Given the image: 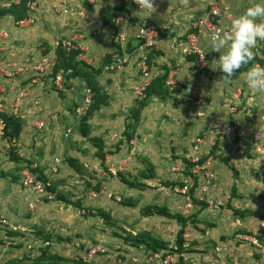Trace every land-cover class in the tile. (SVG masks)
<instances>
[{
    "label": "crops",
    "instance_id": "crops-1",
    "mask_svg": "<svg viewBox=\"0 0 264 264\" xmlns=\"http://www.w3.org/2000/svg\"><path fill=\"white\" fill-rule=\"evenodd\" d=\"M212 1L213 0H153V3L158 2L162 4V2H165L167 5L165 4L164 6V12L162 7L158 5L154 9L159 10V12H152L150 15L148 14V17H150V19H155L157 23L164 25L161 26L157 24L159 27L167 26V28H169L171 23H175L174 20L176 19L173 17L179 18V16L184 13L183 10L190 9V11H193L196 14L195 16H203L206 11H208V7ZM256 2L257 0H224L222 4L223 12L230 14L232 18H234L235 16L243 13L247 7ZM50 6L54 7V9L57 7L58 11H61L62 8L57 0L56 2L50 0ZM76 7V9L81 8L79 6ZM173 11H176V13H172ZM72 13L79 16L77 12ZM92 14L94 19V12H92ZM35 18H37L36 15L32 16L33 21ZM95 21L93 20V24ZM80 22H85V25H91L88 20H82ZM43 23L47 22L44 21L40 24L41 26L39 25L37 27H40V32H29L30 38H26L25 40H5L3 37L6 36L0 32V65L2 64L0 66V76L3 77L2 80H0V86L3 88V91L0 93V105L5 108L7 113H10L12 111V107L14 106L13 103H16L17 99L19 100L17 102L18 114L20 116L19 119L22 122V129L19 138L22 140H27L30 137V144H41L42 133L34 137H32V134L30 133L32 131L37 133V131L47 129L49 121L52 120V123L54 124L52 129L54 128L53 130L55 133L51 132L50 128V131L47 133L48 137H46V139L49 140L53 150L57 149L58 147V151H65L66 141L64 140L67 139L68 134H64V123L67 122L68 116L71 117V114H74V111L70 114L68 110L69 107L66 106L65 102H56L57 99L54 97V94H52L55 91L44 90L42 83L40 84L37 81V78H30V71H33L32 73H36V71L32 70L31 66L33 63L35 64V62L39 60L41 55L37 59H34L33 62L26 60L30 58L32 53L35 51L34 45H36V42L41 37H45L47 39L52 38L51 35L53 30L51 32L45 30ZM221 23L224 26L228 24V21L226 19H222ZM5 24L9 25L1 18L0 27L6 26ZM89 27L93 28V25ZM115 27L116 31L114 32V35L112 34L113 29L108 27V25H102L101 29H98L97 31H91L93 34H99V37H101L100 35L105 34L107 36L109 35L113 37L120 33L125 34L126 44L127 42L133 41L135 43L134 46L136 47V28L130 25L128 18H121V20L116 21ZM189 28L190 26L186 27L185 29L183 26H180L179 30L177 31L170 29L167 31V33L162 32L164 40L158 44L157 48L150 49L154 52V55H152L154 59H152L151 55H147L148 59H151L150 61H152V66L159 71V74H161L160 68H167V79L170 78L181 86L192 87L197 94V98L200 100L198 105L193 106L189 101H187L185 94L181 93L179 90L177 92L170 91L168 90L169 88L167 89L168 94L174 95V97L170 96V98H168L166 96L164 100H160L157 98V96H151L149 98L150 101L142 110L141 121L137 128V135H140L138 137L139 141L137 142V146L130 145L129 152L128 150H125L123 146H121V149L111 152L113 150L112 145L115 143L114 138H116L114 136H118L120 134V130H117L118 124L122 123L120 118L112 119V117H108L110 115H107L103 108L98 112H95L92 117L90 115L91 119L89 120V124L91 127V136H99L105 139L104 150L108 151L105 153L106 155L104 160L106 170L108 172H110V170H114L115 172L118 171L119 174L124 176L127 168H130L129 170L136 169L138 174L136 177H134L135 179H133L135 180V184H139L137 187H131L130 185L125 184L122 179L120 180L116 178L113 174V176H102L106 181H103L101 191L96 193H103L102 195H99L97 199L105 198L104 202L106 203V207L103 209L108 213L111 210L112 218H114L117 224L122 227V230H125V235L127 233L135 235L142 231H149L151 234H155L162 240L168 242L169 240L167 239V235L170 234V231H172L173 234L175 228H179L177 226V221L175 219L167 218L157 214L142 215L141 209L148 205H157L166 206L171 213L178 211L180 212L179 207L184 203V197L178 192V189L181 186L178 188L177 186L174 187L175 191L177 192V194H174L170 189L167 188L166 190V187L163 185L157 187V181L154 180L153 177L151 178L146 176L145 165L151 163L155 170L157 169L158 172H161L163 170H167L168 165L171 164L168 162L170 157H168L167 160V149L166 153L162 152L159 146L154 143H150L149 140L151 137H153V135L160 131L159 136H161L162 139L167 140L169 144L172 143V145H174H169L170 148L173 147L175 151H179L181 149L179 152L181 153L182 148L186 147L188 151L186 154H191L194 153L193 146L196 144L195 138L197 136L205 137L203 140L204 143L199 144L195 152L200 158L203 157L205 162L207 161L206 164L214 173V178L209 185L208 190L202 193L201 184H204L203 175L202 172H196L195 176H197V181L195 186V196L197 198L205 196L204 200L207 201L209 205L204 209H201L199 205H194L192 210L193 213H195L196 219L201 220L205 216L215 213L214 215L212 214L211 217L212 219L216 220L217 225L220 226V223H222L223 232L222 234L215 236L217 230L205 227L204 223H196V225H198L197 227H199V230L198 228L196 229L195 227H192L190 224L187 225L186 230L189 231L190 235L185 241L186 252L184 253H199V255L208 254L211 250V248L208 247V245H211L209 241L214 238V241L216 242V248L212 251L215 253H218L219 251L220 253L222 252L224 260L229 258L234 264H241L245 255L244 253L241 255V248L245 244L241 243L239 245H235L234 247L231 246L229 249H227V246L231 245V241L228 240L225 235L229 233L234 234L237 231H240L241 233L244 231H251L255 234L264 233V227L261 225L264 223V209L262 208L264 207V193L260 192L264 191V152H258L254 142L252 141V134L255 131L264 133V122H262L259 118L260 106L264 104V94H260L255 90H250L245 83L247 70L252 66H256V63H254L252 66H249L247 69L239 70L237 73H235L231 82L225 83L221 81L222 73L215 69L218 64L216 59H218L219 54L214 51H208L209 45L207 44V40L210 37L209 31L202 29L198 30V45L204 52V58L201 60L196 59L195 56H183L178 52L177 49L171 47V42L177 39L185 38V33H187ZM86 34L87 32H85L84 35ZM76 35L78 36V34ZM79 36V38H76L77 40H75V42L79 44V50L84 51L88 56V60L86 59L87 64H99L103 56L106 54H112L114 52L113 46L109 47L107 50L100 49L98 46H96L95 43L98 41V39L95 37H92L88 40L84 39L80 42L79 40L83 39V36L81 33ZM118 44L123 45L121 43ZM135 53L136 55L133 57V60H131L130 57V59L126 62L128 66L117 70L119 72L114 71V76L110 77L112 81L108 82L109 86L107 87L112 89L111 94H117L112 103V108H114L116 111H118V108L125 105L124 100H126V98H132L130 94L126 96V91H123L124 86L122 85V81L124 80V77L128 76L130 78V83L126 88L131 87L133 93H135L134 86L141 80L139 65L136 62L139 52L135 51ZM83 54L84 53H82V55ZM53 55H55V52ZM82 55L78 58L84 59L86 55L84 54L83 57ZM255 55L256 53L253 49V56ZM10 59H15V62L4 63ZM2 69L10 72L11 75H6L4 72H2ZM24 81L25 85H23ZM73 82H78V84L81 83L79 82L78 78L74 79ZM14 88L16 90H14ZM83 88L84 86H82L81 90L79 91L82 99L84 90ZM173 100L177 102L176 105L173 104ZM164 106H168V110H166V126H163L159 110V108H164ZM197 111L201 112V115H197ZM101 114H103V116H101ZM35 120H42L45 123V127L41 130L33 128L32 122ZM213 122H219L223 125H234L236 128L244 130L247 135L240 138L221 134H210V124ZM152 126L153 129L151 128ZM65 130L69 132L70 128H66ZM62 132L63 135L61 134ZM190 138L191 145H188V140ZM133 143L134 140H131L130 144ZM259 144L263 145L264 151V138L259 142ZM70 147L73 148L71 154L79 158L83 162L84 167H88V169L87 167L86 169L89 170V174L93 172L92 170H95L98 172V174L93 173V175L101 177L99 174V172L102 171L100 168L102 167L101 163L100 161H97V159H90L88 148L82 146V148L79 149L78 144L72 143L70 144ZM168 150L171 151V149ZM219 154L226 156L227 160L229 157L230 166H227L223 162L217 160V155ZM48 161L51 166H54L56 158H49ZM237 163H239V165H237L238 168L235 169L245 173L239 175V177L243 179L244 177L247 178L246 189L249 191H251L250 189H257L258 191L256 193H260V195H262L261 198L259 197L260 201L258 202L260 203V207L258 208V211L256 212L254 209V212H251L250 214H254L255 212L258 213L259 210L262 212L251 215L250 217H243L242 219H240L239 216H230L229 211H227L228 209L222 211L224 215L217 214L221 213V206L213 207V205L215 206L218 202H221L222 204V200H229L230 196L228 195L229 191H227V187L230 188L229 185L231 186L235 182V178H232L229 181V168L231 170V168L235 167ZM31 166L37 167L35 163L31 164ZM181 166L182 161L177 160L169 166L167 171L169 172L173 171V169H182ZM45 171L47 172L48 170ZM251 171L261 172L260 177H253L254 172L251 173ZM174 173H177L175 174V177L178 176L183 184H194V180L189 176L186 177L182 172ZM74 175L76 176V173H74ZM74 180H76V178L72 177L73 182H75ZM67 181H70V179ZM243 182L246 183L245 181ZM28 191L31 194L30 199H28L29 204L32 203L31 199L38 200V197H43L33 191ZM240 191L242 190L240 189ZM93 193L94 192L89 193L90 195L88 196V199H92ZM113 194L118 195L113 196ZM114 197H116V201H118V199L121 197L135 199V206L130 207L123 206L121 204L119 205L116 201L111 200ZM213 198H215V200ZM43 199L45 198L43 197ZM230 202L233 203V200H230ZM7 218L17 224V221L14 220V217ZM191 229L192 231H190ZM200 229L204 230L201 231ZM121 235L125 236L123 234ZM235 235H238V232ZM116 238V245L118 247L121 246V249L123 250L122 258H126L124 262L129 261V264H134V262L130 263V259L127 258L129 254L135 255L138 253L139 256H143L144 253L148 254V252L145 250V247H136L121 238L123 240L122 241L120 237ZM192 240H194V242L190 244Z\"/></svg>",
    "mask_w": 264,
    "mask_h": 264
},
{
    "label": "rangeland",
    "instance_id": "rangeland-1",
    "mask_svg": "<svg viewBox=\"0 0 264 264\" xmlns=\"http://www.w3.org/2000/svg\"><path fill=\"white\" fill-rule=\"evenodd\" d=\"M11 1L16 2V0H10L2 2L0 3V5L6 7ZM33 1L36 4V9L33 11L31 16H37L34 21L30 23H18L12 18V16L5 15L2 17V19L5 20L9 25L5 24L6 26H2L3 28L0 27V29L3 31L2 32L0 30V32L6 36L3 37L5 38V40H25L26 38H30L29 32L39 31L40 27H37L42 22H47L43 23V25L45 26V30H47L48 32H51L53 30V33L51 35L52 38L47 39L45 37H41L36 42V45H34L35 51L32 53L30 58L26 59L29 62H33L34 59H37L40 55L41 56L39 60L42 56H52L53 53L56 51V47L54 45L55 41H65L69 40V38L71 37V39H76L80 37V33L83 36V39L79 40L80 42L84 39L88 40L92 37H95L96 39H98V41H96L95 43L96 46H98L100 49L105 50L113 46L114 52L112 54H106L105 56H103L99 64L91 65L87 64L86 62V59L88 60V56L86 55V53L84 51H79L77 58L80 57L82 53L86 55L84 59H78L80 61L83 60L85 62L84 64H86V67L81 66L80 63H78V66H81L83 67V69L86 70L87 77L90 80H88L87 77H71L63 72L61 73L62 75L60 79V86H57V84L55 83V76L57 72H59L58 69L63 70L60 66H58V68L56 65H52L48 68V70L44 72L36 71V73H32L33 71H30L31 79L37 78V81L40 84L42 83V87H44V90L55 91L52 94H54V97L57 99L56 102H65L66 106L69 107H67L69 113L71 114L74 111V114H71V117L68 116L67 122L64 123V134H68L67 139L64 140L66 141L65 151H58V147L57 149L53 150V147H51L49 140L46 139V137H48L47 133L50 131V128L51 132H54V128L52 129V127H54L52 120L49 121L47 129L37 131V133L31 130L32 132L30 134H32V137L42 133L41 140L43 143L41 142V144H30V137L27 140H22L21 138H18V141L11 144L9 149L0 150V217H14V220H16L17 224L19 225L18 228H25L24 230L27 231L28 237L36 236V233L40 232H43L40 233L41 235H49L48 239L50 242H52V244L46 249L47 253L52 254L54 256L59 255L63 258L62 260L64 261V264H122V262H124L126 258L121 259L123 256V250L121 249V246L118 247L116 245V237H120V239H123L120 234L125 235L126 232L125 230H122V227L117 224L114 218H112L111 210L109 212V216H111V219L115 221L114 225H112L109 220H105V218L101 217V215L98 213V210H104V207H106V203L104 202L105 198L97 199L98 196L102 195L103 193L96 194L101 191L103 181H106L102 176L113 175L106 170V165L104 163L106 155L105 153L107 151L104 150L105 139L99 136H91V127L89 124V120L95 112H98L102 108L104 109V112L107 113V115H110L108 117H112V119L120 118V120H122V123L118 124L117 127V130H120V134L118 136H114L116 138H114L115 143L114 145H112L113 150L111 152L121 149V146H123L125 150H128L129 152L130 145L137 146V142L139 141L138 137L140 135H137V128L141 121L142 110L150 101L149 98L151 96L149 97L148 95H146L144 91L143 94L136 95L135 93H133L131 87L126 88L130 83V78L126 76L122 81V85L124 86L123 91H126V96L130 94L132 98H126V100H124L125 105L123 107L118 108V111L112 108L113 99L116 98L117 94H111L112 89L110 87H107L109 86L108 82L112 81L110 77L114 76V71L120 70L122 67L128 66L126 62L130 59V57L131 60H133V57L136 55L134 46L135 43L133 41H130L127 42V44L124 43L123 45H119V41L115 36L113 37L108 35V37L105 34L100 35L101 37H99V34H93L91 30L97 31L98 29L102 28V25H107L109 21H114V23H116V16H121L123 19L128 18V22L130 23V25H132L136 29L139 24L146 22L155 24L159 28V30H162L163 32L167 33V31L170 29L176 31L179 30L180 26H183L184 29L186 27H189L191 24L190 22H193L197 16H195L196 14L193 11H190V9L183 10L184 13H182L179 18L173 17L176 19L174 20L175 23H171L169 25V28H167V26L159 27L157 25L159 23H157L155 19H150V17H148L149 12L138 8L140 6L134 3L133 0H57V2L60 6H62V8L64 7V4L72 6L73 10L77 8L76 6L83 8L85 14L84 17H79L74 13L65 15L62 13V11H58L57 7L56 9H54V7H51L50 0ZM51 1L56 2V0ZM165 4L167 5V3L165 2H162V4L157 2L153 3V7L155 8L159 5L162 7L164 12ZM92 12H94L95 14L94 19L92 16ZM154 12H159V10L154 9L153 13ZM172 13H176V11H173ZM82 20H88L91 25H93V28L89 27L91 25H85V22H80ZM93 20H96L94 24ZM85 32H87L86 35H84ZM76 34H78L79 37ZM147 54L151 55L152 57V55H154V52L152 50H148ZM121 56L127 57L128 60L121 64H117L116 58H120ZM152 59H154V57H152ZM75 60L77 61V59ZM150 60L151 59H149L148 64L152 66V61ZM8 62H15V59L7 60L4 63ZM160 70L161 74L167 75V68H160ZM0 77V80H2L3 77ZM77 78L79 82H81L80 84H78V82H73V80ZM88 82L98 88L97 94L99 98H97L95 103L97 105L95 106L96 109L92 110L90 113L91 117L88 116L84 120L83 115L85 114V112L77 115L76 108L82 105L83 100L80 96L79 91L81 90L82 86H84V88L86 86H89L87 85L89 84ZM23 85H25V81ZM166 87L168 89V86ZM14 90L16 89L14 88ZM170 96L174 97V95L167 94L168 98H170ZM157 98H159L160 100L165 99V97L160 98L158 96ZM18 101L19 100L17 99L16 103ZM172 102L174 105H176L177 103L175 100H173ZM14 104L15 103H13V105ZM159 110L163 126H166V110H168V106H164V108H159ZM196 114L201 115V112L197 111ZM101 116H103V114H101ZM66 128H70L69 132L65 130ZM151 128L153 129V126ZM83 129L85 130V135H83L84 133H82ZM159 132L160 131H158L157 134L153 135L149 142L159 146L162 152L166 153L167 149V160L168 157H170L168 162H170L171 164H173L177 160H181L182 169H173V171L168 172L167 170L169 169V166L171 165L170 164L168 165L167 170L158 172V170H155L154 166L150 163L148 165H145V174L147 177H153L154 180L157 181V187L163 185L166 187V190L168 188L174 194H177L174 187L177 186L178 188L180 186V183L182 182L178 176L175 177V174L177 173L174 172H182L186 177L189 176L191 179H193L195 183L197 181V176H195L196 173L192 172L191 162L185 157V154L188 152L186 147L182 148L181 153H179L181 149L179 151H175L173 147H169V145H174H172V143L169 144L167 140L162 139L161 136H159ZM61 134L63 135V132ZM131 140H134L133 144H130ZM190 141L191 138L188 140V145L191 143ZM71 143L78 144L79 149L82 148V146H85L86 148H88L90 159H97V161H100L102 166L100 168L102 171H100L99 174L101 175V177L93 175V173L98 174V172L95 170H92L93 172L89 174L90 172L89 170H87L88 167H84L83 162L79 158L71 154L73 149L72 147H70ZM168 149H171V151ZM99 152L103 153L104 156L102 158L100 155H98ZM11 153H15L18 158H20V160L13 161ZM49 158H56L58 160L55 162L54 165L56 172L51 170L52 166L48 161ZM226 158V156H223L221 154L217 155V160L223 162L227 166H230L229 157L228 160ZM34 163L37 166L36 173L45 176V178H47L51 182L50 188L53 192V195L51 198L45 197V199H43V197H38V200L31 199L32 203L29 204L28 199H30L31 194L28 189L22 186L20 179L22 177V172L26 170L28 165ZM237 165H239V163H237L235 167L231 168V170L229 168V181L232 178H235V182L232 184L233 186L229 185L230 188L227 187V191H229L228 195L230 196V198L227 201L222 200L223 203L220 207L222 208L221 213L217 214L224 215L222 211L228 209L227 211H229L230 216L233 215L238 217L235 211L240 210L243 211V216L240 217V219H242L243 217H250L251 215L259 214L262 212L261 210H259V212L256 213L258 211V208L260 207V203L258 202L260 201L259 197L261 198L262 195H260V193H256L258 191L257 189H250L251 191L246 189L247 178L244 177L243 179L239 177V175L245 173L235 169L238 168ZM43 169L48 171L46 172ZM129 169H126V173H124V176H122L118 173V171H116L115 177L120 180L122 179L125 184H128L131 187H137L139 184H135L134 180V177H136V175L138 174L137 170ZM253 172V177H260L261 172L251 171V173ZM74 173H76V176L74 175ZM72 177L76 178V180H74L75 182L72 181ZM68 179H70V181H67ZM243 181H245L246 183H244ZM240 189L242 191H240ZM90 192H94L92 199H88ZM260 192L264 193V191ZM56 194L63 196L65 200L67 199L68 201L58 200L56 198ZM115 195L118 194H113V196ZM213 199L215 200V198ZM111 200L116 201L117 199L116 197H114ZM230 200H233V203L230 202ZM75 201H80L82 205L80 207L75 206ZM116 202L119 205L121 204L123 206L133 207L135 206L136 200L121 197ZM262 208L264 209V207ZM143 209L144 208L141 209V212L143 211ZM254 209L256 210V212L254 214H249V211L252 210V212H254ZM88 210H90V213L88 212ZM91 210H95V213L94 211L92 213ZM212 214L214 215L215 213ZM212 214L205 216L202 220L193 218V220H191L192 222H190V225H192V227H195L196 229L198 228L199 230V227H197L198 225H196V223H204L205 227L217 230L215 236H218L223 232V225L222 223H220V226L217 225L216 220L212 219L211 217ZM191 216L192 214L188 218H190ZM7 217L5 218L8 219ZM107 219H109V217ZM177 226L179 227L178 224ZM176 228L173 234L172 231H170V234L167 235V239L169 240V246H173L175 244V235L177 233V230L179 229ZM200 230L203 231L204 229ZM4 231L7 230L0 227V261H6L8 259L13 258L17 261L20 260V262L17 264H30L33 259L37 258L39 252H36L34 249L29 250L26 248V246H23V242H20L18 240V236H15L16 244H9V241L5 236L6 233ZM190 231H192V229ZM237 232L238 235H235ZM237 232H235L234 234L229 233L225 235V237L231 241V245L227 246V249H229L231 246L234 247L235 245H239L241 243L245 244L241 248V255L243 253L245 254L241 264H264V243L261 245L258 243L260 246L252 244V242H250L249 240L250 238H253V235L256 234L251 231H246L251 232V235L241 233L240 231ZM21 236L23 240L26 239V236L24 234H22ZM245 237L246 239H244ZM193 242L194 240H192L190 244ZM209 242L211 245H208V247H210L211 250L208 254H201L205 257H202L201 255H199V253L187 254V252L184 253L182 257H180V260L175 259V261L171 262L170 264H234L229 258H226L224 260L222 252L220 253L219 251L218 253H215L214 251H212L216 248V242L214 241V238ZM26 244L28 245V241L25 242V245ZM92 247H96L97 250L101 248L105 251L104 253H100V251L98 253L91 254V256H88L87 252L89 248ZM144 254L143 256H139L138 253L135 255L129 254L127 258H136V260L138 258L137 261L130 260V263L134 262V264H161L162 257L159 259L152 260L150 262V257L148 256L149 254ZM184 256L186 257L185 260ZM124 264H129V261H125Z\"/></svg>",
    "mask_w": 264,
    "mask_h": 264
},
{
    "label": "built area",
    "instance_id": "built-area-1",
    "mask_svg": "<svg viewBox=\"0 0 264 264\" xmlns=\"http://www.w3.org/2000/svg\"><path fill=\"white\" fill-rule=\"evenodd\" d=\"M18 0H16L17 2ZM223 2L224 0H213L210 6L208 7V11L203 16L197 17L193 22L190 24V28L185 33L184 39H177L173 42H171V47L178 50V52L183 56H195L196 59L201 60L204 58V52L198 45V30L202 29L205 31H209L210 36L214 32H216L217 29L227 30L228 26L230 24V21L232 19V16L230 14H227L223 12ZM9 5V4H8ZM64 7L61 8V11L63 14H70L72 12H77V14L80 17H83L84 9H75L73 10L72 6H68V4H64ZM26 8L28 12V16L25 17L22 20L17 21L18 23L22 22H32V13L36 9V4L33 0H28L26 3ZM121 16L116 17V21L121 20ZM226 19L228 21V24L222 25L221 20ZM162 30H159V28L153 24V23H142L139 25L136 29L135 38L137 40V45L135 47V51L139 52V55L137 57V64L139 65L140 70V78L141 80L134 86V92L136 95L143 94V91L145 88L150 84L151 80L153 78H156L159 75V71L156 70L153 66L148 64V50L152 48H157L158 44L164 40ZM112 34L114 35V31L112 30ZM115 37L118 39L119 43L124 44L126 43V35L125 34H118ZM77 39H69V40H61V42H56L54 45L57 48L58 46L63 47L65 50H76L80 49L79 44L75 42ZM264 46V41H257V44L254 48V52L256 55H259L261 59L264 60V54L261 53V48ZM127 57L121 56L120 58H116L117 64H121L125 61H127ZM55 64V55L52 56H42L39 61H37L33 66H31L32 70L34 71H40L44 72L48 70V68ZM256 67H259L261 69L262 66H260L259 63H256ZM20 70V68H19ZM2 72H4L6 75L10 76L11 73L7 72L2 69ZM61 73H63L62 70H59L55 76V83L57 86H60V79H61ZM166 86H168L170 91H180L181 93L185 94V97L187 101H189L192 105H198L200 103V100L197 98V94L195 90L190 86H181L176 81L172 79L165 80ZM3 91V88L0 86V93ZM92 99V90L89 86H86L83 90V100L82 105L78 108H76L77 115L83 112H86L88 109ZM0 111H4V107L0 105ZM12 113L18 115V104L15 103L12 107ZM259 118L262 122H264V104L260 106V112H259ZM32 126L35 129L41 130L45 127V123L42 120H35L32 122ZM210 134L214 135H226L231 137H244L247 135V133L242 130L238 129L235 126L231 124L223 125L219 122H213L210 124ZM3 135V122L0 120V137ZM264 138V133L260 131H255L252 134V141L255 144L256 150L260 153H263V145L259 144V142ZM205 137L197 136L195 138V145L193 146L194 153L186 154V158L192 163V172H202L203 175V182L204 184H201V191L202 193L206 192L209 188V185L211 184L214 173L209 169L208 165L202 160L201 162L200 157L196 154L195 150H197L198 145L204 143L203 140ZM10 143L3 139L0 145L1 150L9 149ZM56 161H58L56 159ZM52 171H55V168H52ZM110 173L115 175L116 172L114 170H110ZM22 186L24 188L35 192L36 194L46 196L48 198L52 197V194L48 191L49 186L51 185L48 180H42L37 177V175H34L29 170H25L22 172V179H21ZM191 184L184 183L183 186H181L178 189V192L183 195L184 197V203L179 207L180 212L184 216H188L192 209H193V202H192V196L189 193V188L191 187ZM200 200L204 199V196L199 197ZM221 204V202H218L214 207H218ZM93 212V211H92ZM264 227V223L261 224ZM0 227L4 228L5 230H13L18 232L20 234L18 236V240H23L22 234L26 236V239L24 242L28 241V245L26 244V247L28 249H31L32 246H47L50 244V241L48 240H40L36 238L35 236L28 237L27 231L23 229L18 228L19 225L13 223L12 221L6 219L5 217H0ZM6 232V231H4ZM184 238L187 239V237L190 235L188 230H185L184 232ZM6 238H8L7 235H5ZM12 238V237H9ZM14 238V237H13ZM246 239V237L244 238ZM250 240L257 244V241L254 238H250ZM10 242V241H9ZM98 251L104 252V249H98L96 247L89 248L87 255L91 256V254H95ZM183 255V254H182ZM153 257H159L158 253H154ZM178 258V255H167L161 260V264H170L171 262L175 261V259ZM130 259V258H129ZM186 257L184 256V260ZM132 261H137L136 258L130 259ZM124 264V262H122Z\"/></svg>",
    "mask_w": 264,
    "mask_h": 264
},
{
    "label": "trees",
    "instance_id": "trees-1",
    "mask_svg": "<svg viewBox=\"0 0 264 264\" xmlns=\"http://www.w3.org/2000/svg\"><path fill=\"white\" fill-rule=\"evenodd\" d=\"M6 1H10V0H0V3L6 2ZM27 1L28 0H18L17 2L11 1L9 3V5L6 7L0 5V19L5 15L12 16V18L15 21H19V20H22L25 17H27L28 16V12H27V8H26ZM107 25L109 27H111L114 32L116 31L114 21H109V23ZM79 51H80L79 49L67 51L63 47L58 46L56 48V51H55V64H54V66L55 65L57 67L60 66L63 69L62 71L71 77L80 76V77L86 78L87 72L85 69H83V67H81V66L86 67V64H84L85 62L83 60L80 61V60H78L79 58H77ZM261 53L264 54V46L261 48ZM75 59H77V61ZM78 63H80L81 66H78ZM254 63H259L260 66H262V68H264V60L261 59V57H259V55H255V56H253L252 61H250V63L248 65H243L240 70L247 69L249 66H252ZM58 70H60V69H58ZM165 79H166V74H159L156 78H153L151 80L150 84L145 88V90H144L145 94L148 95L149 97L150 96H158L160 98L166 97L168 92H167V87L165 86L166 85ZM88 80H90V79L88 78ZM87 85H89V87L92 90V99H91V103H90V105L91 104L92 105L91 106L89 105L90 108L88 107L85 114L83 115L84 120L88 116H90V113L92 110L96 109L95 106H97V105L95 103H96L97 98H99V96L97 94L98 88L95 87L91 83H89ZM173 91H175V90H173ZM19 118H20L19 114L18 115L13 114L12 111L10 113H7L5 108H4V111H0V120L3 122V135L0 137V142H2L3 139H6L11 145L14 142L18 141V138H19V135H20V132L22 129V122ZM82 133H84L83 135H85L84 129L82 130ZM0 145H1V143H0ZM100 150H101V148H100ZM11 154H12L13 161H19L20 160V158H18V156L15 153H11ZM98 155H100L101 158L104 156L102 152H99ZM202 160H203V157L200 158L199 161L201 162ZM53 167L54 166L51 167V170ZM26 170H29L30 172H32L34 175H37V177L42 179V180H48L47 178H45V176L39 175L36 173L37 172L36 167H32L31 165H28ZM54 172H56V170ZM21 179H22V177H21ZM21 179H20V182H21ZM50 184H51V182H50ZM183 185H184L183 183H180V186H183ZM195 186H196V183L194 182V184H192L191 187L189 188V193L192 196L193 206L199 205L201 207V209H204L209 204L207 202H205L204 200H200L199 198H197L195 196ZM50 187H51V185L49 186L48 191L53 195V192H52ZM56 198L58 200H61V201L65 200V198L59 194H56ZM65 201H68V200L66 199ZM74 204H75V206H78V207H80L82 205L80 203V201L79 202L75 201ZM221 205L222 204H220V206ZM145 207H144L143 211L141 212L142 215L157 214L160 216H165L167 218L175 219L177 221V223L179 225V229L177 230V233L175 235V244L173 246H169L168 242L162 240L161 238H159L155 234H151L149 231H142V232H139L135 235L127 233L125 236H122L120 234V236H122L125 241H127L129 244H131L133 246L145 247V250L149 254L148 256L150 257V259H149L150 262L152 260L159 259L161 257L163 259L165 256L171 255V254H173V255L177 254L178 255L177 260H180V257H182V254L184 252H186V245H185L186 239L184 238L183 234L186 230L187 225H189L190 222H192L191 220H193V218L196 219L195 213H193V210H192L188 216H184L179 211L171 213L167 209L166 206H157V205L150 206V205H148L146 208ZM157 207H159V208H157ZM213 207H214V205H213ZM88 212L90 213V210H88ZM251 212L252 211L250 210L249 214ZM94 213H95V210H94ZM98 213L101 215V217H104L105 220H109L112 225L115 224V221L113 219H111V216H109V213L107 211L100 209V210H98ZM235 213L239 217L243 216V211L236 210ZM191 214H192V216L190 218H188ZM108 217H109V219H107ZM191 224H193V223H191ZM5 233L8 236L7 240L10 241L9 244H13V243L16 244L15 236H19L20 234H18V232L13 231V230H7ZM40 233H43V232H40ZM40 233H36L37 235L35 237L42 240V241H44V240L49 241V239H48L49 235H43V234L41 235ZM243 233L248 234V235L252 234L251 232H245V231ZM9 237H12V238H9ZM253 238L257 241L256 246L264 243V233L253 235ZM249 241L252 242L251 240H249ZM20 242H23V246H26L24 240H21ZM51 244H52V242H50V244L47 246H32L31 249H34L36 252H39V254H38L37 258H35L31 261L30 264H64V261L62 260L63 258L60 257L59 255L54 256L52 254L47 253L46 249ZM252 244H254V243L252 242ZM98 252H100V251H98ZM168 252H169V254H168ZM100 253H102V252H100ZM154 253H158L159 257H153ZM144 255H146V254H144ZM19 262H20V260L17 261V260L12 258V259H8L6 261H0V264H17Z\"/></svg>",
    "mask_w": 264,
    "mask_h": 264
},
{
    "label": "clouds",
    "instance_id": "clouds-1",
    "mask_svg": "<svg viewBox=\"0 0 264 264\" xmlns=\"http://www.w3.org/2000/svg\"><path fill=\"white\" fill-rule=\"evenodd\" d=\"M141 10L153 12V0H133ZM257 41H264V0L247 7L231 19L227 30L217 29L207 40L208 51L219 54L217 69L221 81L231 82L235 73L253 59ZM207 52V51H206ZM245 83L250 90L264 94V69L252 66L246 72Z\"/></svg>",
    "mask_w": 264,
    "mask_h": 264
}]
</instances>
